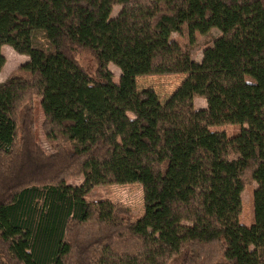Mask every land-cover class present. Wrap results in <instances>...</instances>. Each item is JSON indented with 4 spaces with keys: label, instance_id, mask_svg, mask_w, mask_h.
I'll use <instances>...</instances> for the list:
<instances>
[{
    "label": "trees",
    "instance_id": "1",
    "mask_svg": "<svg viewBox=\"0 0 264 264\" xmlns=\"http://www.w3.org/2000/svg\"><path fill=\"white\" fill-rule=\"evenodd\" d=\"M4 46L28 61L0 83V264H264V0H0V72ZM175 75L165 103L138 89ZM236 125L233 138L211 131ZM132 184L136 221L88 201Z\"/></svg>",
    "mask_w": 264,
    "mask_h": 264
},
{
    "label": "rangeland",
    "instance_id": "2",
    "mask_svg": "<svg viewBox=\"0 0 264 264\" xmlns=\"http://www.w3.org/2000/svg\"><path fill=\"white\" fill-rule=\"evenodd\" d=\"M121 7H116L112 13V18H115L120 13ZM221 33L217 30L211 32L208 36L198 37L196 46L191 49V55L197 62H201L203 59V52L206 48L211 47L215 39H217ZM173 38H177L174 35ZM3 55L6 58V65L0 72V83L5 82L7 78L13 72L25 64L28 61L26 56H21L16 53L10 46H4L2 50ZM81 64L88 71L90 75H94L96 65L94 60L87 55L80 58ZM110 70L114 75V80L119 83L121 72L115 65H110ZM185 75L175 76H152V77H141L138 79V89L152 88L158 94L160 101L165 103L166 100L178 89L183 83ZM38 102V101H36ZM194 104L197 109L206 108L207 103L203 99L194 98ZM37 108V123L36 130L40 138V144L45 150L50 151V146L46 142L44 132L42 131L43 114L38 103ZM243 127L240 125L236 126H221L214 127L211 129L212 132H225L229 138L238 136ZM84 184V180L79 178L70 181L69 185L81 187ZM98 200H109L114 204H122L129 208L133 212V220L136 221L138 218L144 215V195L143 188L139 184L123 185V186H101L95 189L90 195H88V201L95 202ZM240 221L246 225L255 224L254 214V186H247L243 194V212L240 217Z\"/></svg>",
    "mask_w": 264,
    "mask_h": 264
},
{
    "label": "crops",
    "instance_id": "3",
    "mask_svg": "<svg viewBox=\"0 0 264 264\" xmlns=\"http://www.w3.org/2000/svg\"><path fill=\"white\" fill-rule=\"evenodd\" d=\"M2 50H3V48H2ZM245 226H250V225H246V224H244Z\"/></svg>",
    "mask_w": 264,
    "mask_h": 264
}]
</instances>
